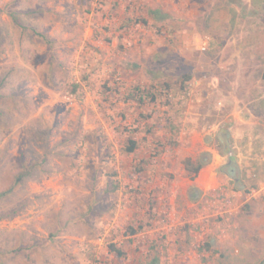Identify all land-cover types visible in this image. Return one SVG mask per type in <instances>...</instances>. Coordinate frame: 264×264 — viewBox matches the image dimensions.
Returning <instances> with one entry per match:
<instances>
[{
	"label": "rangeland",
	"instance_id": "374dc122",
	"mask_svg": "<svg viewBox=\"0 0 264 264\" xmlns=\"http://www.w3.org/2000/svg\"><path fill=\"white\" fill-rule=\"evenodd\" d=\"M6 191L0 264H264V0H0Z\"/></svg>",
	"mask_w": 264,
	"mask_h": 264
},
{
	"label": "trees",
	"instance_id": "16d2710c",
	"mask_svg": "<svg viewBox=\"0 0 264 264\" xmlns=\"http://www.w3.org/2000/svg\"><path fill=\"white\" fill-rule=\"evenodd\" d=\"M150 13H152V12H150ZM190 79L191 78L188 76L185 77L184 81L181 82L182 85L180 86V88H183L184 83L188 84ZM161 86L164 88V90L166 92H168L171 88L170 85L166 84L165 82L162 83ZM130 94H131V97H133V100L138 102L139 104H142L146 100L147 97H150L149 101L151 103L155 102V100H156L155 94H153L151 92L149 94V93L143 91L142 89H140L139 87H134ZM135 96H138V98H134ZM222 136L224 139H228L229 134H228V132L223 131ZM134 148H135V142L132 140L129 141V146L127 148V151L132 152L134 150ZM203 165H204V163H202L201 161H198L195 164L190 159H185V161H184L185 171L189 174H197ZM232 165H233V163L230 161V163L228 165V170L226 171L225 174H226V176H228L229 179L235 181V180H238V178L235 175V166H232ZM22 178H23V175H18L13 182V186L16 185L17 183H19ZM234 191H244L245 193H248V191L246 189H244L243 187H236L234 189ZM6 193H7V191L4 193H1L0 197L5 195ZM135 233H136L135 231H132V234H135ZM108 247H109L110 252H115V253L119 254L118 249L115 248L113 245L110 244ZM147 264H158V261H157V259H152Z\"/></svg>",
	"mask_w": 264,
	"mask_h": 264
},
{
	"label": "crops",
	"instance_id": "0c3cea01",
	"mask_svg": "<svg viewBox=\"0 0 264 264\" xmlns=\"http://www.w3.org/2000/svg\"><path fill=\"white\" fill-rule=\"evenodd\" d=\"M203 156H208V154H202ZM227 155L229 156L227 159L228 160H231L232 161V159H231V157H232V152H231V155H229V152H227ZM204 157V158H205ZM215 157H218L217 155H213V160H214V158ZM186 159H190L193 163H195V161H194V159H192L191 157H189V158H186ZM200 161H202V162H204L205 160L204 159H202L201 157H200ZM185 161V160H184ZM184 161H183V163H184ZM184 166V165H183ZM211 164L210 163H206V161H205V163H204V165L202 166V168L199 170V172L197 173V174H191V175H193V176H200L203 172H204V170H206V172L209 174L207 177H206V179L207 180H211V179H213V177H212V172L210 171L211 169ZM184 170H185V168H184ZM211 172V173H210ZM187 173V172H186ZM188 175H189V173H187ZM192 177V176H191Z\"/></svg>",
	"mask_w": 264,
	"mask_h": 264
},
{
	"label": "water",
	"instance_id": "95a60500",
	"mask_svg": "<svg viewBox=\"0 0 264 264\" xmlns=\"http://www.w3.org/2000/svg\"><path fill=\"white\" fill-rule=\"evenodd\" d=\"M229 155H231V152H229Z\"/></svg>",
	"mask_w": 264,
	"mask_h": 264
},
{
	"label": "flooded vegetation",
	"instance_id": "af4514ba",
	"mask_svg": "<svg viewBox=\"0 0 264 264\" xmlns=\"http://www.w3.org/2000/svg\"><path fill=\"white\" fill-rule=\"evenodd\" d=\"M220 137V136H219Z\"/></svg>",
	"mask_w": 264,
	"mask_h": 264
}]
</instances>
